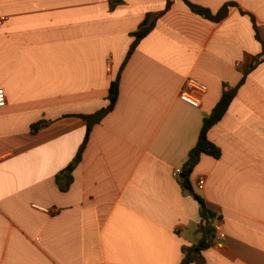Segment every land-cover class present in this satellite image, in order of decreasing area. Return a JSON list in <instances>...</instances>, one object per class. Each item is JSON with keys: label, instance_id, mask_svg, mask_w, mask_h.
Masks as SVG:
<instances>
[{"label": "crops", "instance_id": "obj_1", "mask_svg": "<svg viewBox=\"0 0 264 264\" xmlns=\"http://www.w3.org/2000/svg\"><path fill=\"white\" fill-rule=\"evenodd\" d=\"M190 1L213 13L234 4L213 21L184 0L164 13L167 0H0V264H180L198 242L199 203L174 172L224 84L261 52L252 17L264 42V0ZM147 17L117 102L61 190L56 174L84 140L81 114L107 104ZM188 78L206 85L197 107L180 98ZM208 138L221 155L202 154L191 181L221 216L224 245L193 264H264V60Z\"/></svg>", "mask_w": 264, "mask_h": 264}, {"label": "trees", "instance_id": "obj_2", "mask_svg": "<svg viewBox=\"0 0 264 264\" xmlns=\"http://www.w3.org/2000/svg\"><path fill=\"white\" fill-rule=\"evenodd\" d=\"M184 1L193 12L198 13L203 17L213 21H219L222 18H224L228 13L229 6L234 4V2H226L221 6V8L216 13H213L209 8L205 6L191 2L190 0H184ZM170 5H171V0H167L165 9L161 13H164V11H166L170 7ZM148 18L149 17L145 19V21L141 24L138 30L132 33L134 35V39L129 46L126 58L122 63L121 67L119 68L116 77L111 81L107 95V100H108L107 104L93 113L81 114V116L86 120L87 123L84 140L80 145V147L78 148V151L73 161L56 174V180L61 190L69 189L71 183L73 182L74 179L73 170L77 162L82 157L83 151L85 150V147L89 141L93 126L96 123H99L114 108L119 95V83H120L121 71L127 59L130 57L132 52L137 47L139 41L144 36H146L153 27L154 20L149 23ZM252 24L255 30V36L261 42L262 50L259 54L253 57L251 64L244 69L243 76L238 84L234 86L224 84V88L219 100L214 105L210 114L204 117L198 139L195 145L190 149L188 158L181 168L179 179L182 187L187 189L196 198V200L199 203V214L201 217V221L198 226V231L201 233V237L197 243L184 247L183 249L184 256L182 257L180 264H193L202 261V257H201L202 250L208 248L213 244L214 238L213 236H211V233H213V229H214L213 226L214 220L217 217L221 218L220 215H217L212 209H210L206 205L204 198L195 191L191 181V177L195 167L197 166V164L201 159L202 154L206 153L214 157H219L221 155L220 147L217 146L214 142H212L208 138V131L212 126L218 123L223 117V115L226 113L229 105L231 104L232 100L234 99L237 93L239 86L242 83H244L247 74L258 63L264 60V42L261 38L259 29L253 17H252ZM46 124H47L46 120H39L38 122L32 125L31 127L32 131L36 132Z\"/></svg>", "mask_w": 264, "mask_h": 264}, {"label": "built area", "instance_id": "obj_3", "mask_svg": "<svg viewBox=\"0 0 264 264\" xmlns=\"http://www.w3.org/2000/svg\"><path fill=\"white\" fill-rule=\"evenodd\" d=\"M6 19L4 14L0 13V20L3 21ZM206 90V85L198 82L193 78H188L185 83L184 87L180 92V98L187 102L192 106H199L200 100L199 97L195 94V92H203ZM6 102V96L4 89L0 88V107L4 106ZM181 169H176L174 174L179 176ZM205 185V176L201 175L196 180V186L198 189H203ZM213 244L218 247H222L224 245V230L222 227V219L216 218L213 223Z\"/></svg>", "mask_w": 264, "mask_h": 264}, {"label": "water", "instance_id": "obj_4", "mask_svg": "<svg viewBox=\"0 0 264 264\" xmlns=\"http://www.w3.org/2000/svg\"><path fill=\"white\" fill-rule=\"evenodd\" d=\"M211 236H213V233H211Z\"/></svg>", "mask_w": 264, "mask_h": 264}, {"label": "bare ground", "instance_id": "obj_5", "mask_svg": "<svg viewBox=\"0 0 264 264\" xmlns=\"http://www.w3.org/2000/svg\"><path fill=\"white\" fill-rule=\"evenodd\" d=\"M187 103V102H186Z\"/></svg>", "mask_w": 264, "mask_h": 264}, {"label": "rangeland", "instance_id": "obj_6", "mask_svg": "<svg viewBox=\"0 0 264 264\" xmlns=\"http://www.w3.org/2000/svg\"><path fill=\"white\" fill-rule=\"evenodd\" d=\"M222 219V218H221Z\"/></svg>", "mask_w": 264, "mask_h": 264}]
</instances>
